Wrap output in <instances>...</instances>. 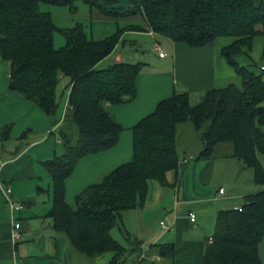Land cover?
Here are the masks:
<instances>
[{"label":"trees","instance_id":"16d2710c","mask_svg":"<svg viewBox=\"0 0 264 264\" xmlns=\"http://www.w3.org/2000/svg\"><path fill=\"white\" fill-rule=\"evenodd\" d=\"M78 1L115 19L117 30L94 39L82 22L61 27L51 12L41 9V3H50L77 11ZM138 16L145 24L119 25L120 19ZM146 29L191 47L232 38L221 55L241 85L231 82L208 89L195 104L187 91L162 99L132 128L133 159L101 174L76 196L73 208L66 201V178L82 157L118 143L124 128L107 104L136 98V79L144 65L119 61L101 68L98 64L113 52L124 32ZM56 32L65 37V45L55 46ZM257 36L264 37V0H129L128 6L120 5V0H0V59L11 62L9 90L37 104L56 125L58 85L69 78L68 106L58 129L64 151L42 165L52 180L47 217L75 251L94 260L112 253L109 264H126L132 255L133 264L145 260L142 241L126 229L123 216L145 205L152 180L167 185L168 174L177 171L179 127L188 121L200 134L198 160L211 159L218 144L231 142L232 156L253 169L255 184L264 185V66L258 73L252 68L255 62L246 65L238 60L242 54L250 55ZM10 128L0 129V143L10 138ZM114 228L126 245L114 236ZM210 238L201 264H264L259 253L264 239V189L245 195L240 206L221 209ZM151 248L160 261L182 264L176 261L175 243H155Z\"/></svg>","mask_w":264,"mask_h":264},{"label":"crops","instance_id":"0c3cea01","mask_svg":"<svg viewBox=\"0 0 264 264\" xmlns=\"http://www.w3.org/2000/svg\"><path fill=\"white\" fill-rule=\"evenodd\" d=\"M91 13L100 21L110 19L95 9ZM121 20L130 23L141 18L120 19L118 22ZM127 35L130 40H126ZM218 39L202 47H191L150 29L123 33L113 52L98 66L132 62L126 60L123 52L127 43L152 42L155 51L158 48L165 51L166 47L168 54L159 56L158 60L141 61L144 65L136 79L134 100L107 104L108 111L124 129L114 147L82 157L66 178V201L71 207H76V196L95 183L101 174L133 159L132 128L153 112L162 99L176 91H187L191 100L200 101L219 80L233 79L236 73L221 55L222 47L227 44L217 48ZM10 73L11 62L0 59V129L11 125L10 138L0 143V264H75L72 245L63 234L53 229L52 221L47 217L52 206L51 196L50 201H45L42 206L39 195L45 189L38 190V182L44 175L42 162L58 154L57 144H63L58 129L65 118L69 89L61 118L55 125L53 118L41 107L9 90ZM233 150V143L225 142L216 146L211 159L198 160V154H184L177 171L168 174L167 185L152 180L145 205L124 213L126 229L142 241L145 260L140 264L159 262L161 258L153 253L151 245L166 242L175 243L176 261L201 264L207 242L214 234L217 213L221 209L240 206L244 196L250 194L243 191L229 193V174L225 170L221 174L218 171L222 161L234 159ZM218 176L221 181L217 187ZM8 186L12 189L10 197L20 202L22 208H12L3 191ZM28 186H35L37 195ZM221 188H224L223 193L219 191ZM192 213L196 214L194 222L190 219ZM162 220L170 224L172 230L165 231L160 224ZM18 221L22 236L14 242L12 234ZM118 233L125 239L119 230ZM111 257L112 253L99 256L94 264H109Z\"/></svg>","mask_w":264,"mask_h":264},{"label":"rangeland","instance_id":"374dc122","mask_svg":"<svg viewBox=\"0 0 264 264\" xmlns=\"http://www.w3.org/2000/svg\"><path fill=\"white\" fill-rule=\"evenodd\" d=\"M120 4L122 5H129V0H120ZM78 9L77 11H73L68 6H57L50 3H41V9L44 11H49L53 15V19L55 23L58 26L61 27H72L77 22H82L85 25V29L89 36L93 37L94 39H102L107 36L112 35L117 30V21L113 19H105L106 21H100L97 20L91 13L92 9L91 7L82 2H77ZM139 17V16H138ZM136 23H142L141 20H135ZM129 24V22H126L125 20H121L119 25L122 27ZM130 36H126V40H130ZM232 38H220L216 41V47L228 44ZM65 37L59 33H55V46L61 47L65 45ZM218 48V47H217ZM165 51L168 54V50L165 47ZM124 54L126 55L127 61H132V63L135 62H141L148 60H158L159 58V52L154 50L152 42H138L137 44H130L127 43L125 49L123 50ZM248 54H242L238 57V60L242 64H251L252 62L256 63V66H252V68L260 73L262 72L261 67L264 66V37L263 36H257L254 41V47L253 50ZM170 58V56H169ZM168 58V59H169ZM160 59V58H159ZM110 65V64H109ZM108 66V65H107ZM103 66V67H107ZM101 67V65L99 66ZM102 68V67H101ZM235 74V73H234ZM234 82L237 85H241V79L237 75L233 76V79L231 78H223L222 80L218 81V84L216 87H224L228 85L229 83ZM68 83L69 78L64 77V79H61L58 89H57V95H58V101L60 103L59 110L57 112V118H61L62 110L65 106V100L68 92ZM201 100V99H200ZM199 100H191L193 104L197 103ZM72 127L74 128V136H77L76 127L74 124H72ZM57 137V136H56ZM58 139V137H57ZM178 148L181 157H183L184 154H198L199 151L202 148V142L200 139L199 132L196 131L193 124L191 122H186L180 125L179 132H178ZM58 154H62L64 147L63 144H57ZM221 156V154H220ZM222 161V160H221ZM262 163L264 165V157L262 158ZM44 173L43 180L38 182V185L42 186V188L45 189L44 192H42L39 196L41 198V204L42 206L45 205V201L47 203L50 201V196L52 199V180L51 177L48 175L44 167L41 169ZM224 170L229 174V181H228V192H238L243 191L246 193H256L258 191H261L264 189V185H257L253 181L254 171L253 169L247 167L242 161H239L237 158L234 157V159H228L226 161H222L218 167L219 173H223ZM47 177V178H45ZM221 177L218 176L217 179V187L220 185L219 181ZM48 181L50 182V186H48ZM29 189H32L33 192H35V186H28ZM48 189L49 194L48 195ZM47 190V191H46ZM242 192V193H243ZM37 195V192H35ZM44 208V207H42ZM43 219V218H42ZM50 221V219H48ZM114 236L122 243L127 244L126 240L118 233V229L113 230ZM73 251V260H76L75 264H94L93 258H88L77 251H75L72 247ZM259 253L262 262L264 263V239L259 244ZM133 259H135V256L129 257L126 264H133ZM109 263V262H108ZM152 264V262H150ZM170 259H163L160 262L154 261L153 264H170ZM147 264V263H145Z\"/></svg>","mask_w":264,"mask_h":264},{"label":"built area","instance_id":"2783aa9c","mask_svg":"<svg viewBox=\"0 0 264 264\" xmlns=\"http://www.w3.org/2000/svg\"><path fill=\"white\" fill-rule=\"evenodd\" d=\"M157 51L159 52V56L160 57H164V56L167 55V53L164 50H162L161 48H158ZM3 191L6 194V197L8 198V201L11 204V206H12L13 209H20V208H22V204L20 202L14 201L10 197V195L12 193V189H11L10 186L4 188ZM220 192L223 193L224 192V188H221L220 189ZM190 219H191V221L194 222L196 220V214L195 213H192L190 215ZM160 224H161V226L163 227V229L165 231L172 230V226L170 224H167L165 221L162 220L160 222ZM20 225H21V223L19 221L14 224V231H13V234H12V239L14 240V242H17V241H19L21 239V236L22 235H21V232H20ZM210 241H212L211 238H210Z\"/></svg>","mask_w":264,"mask_h":264}]
</instances>
